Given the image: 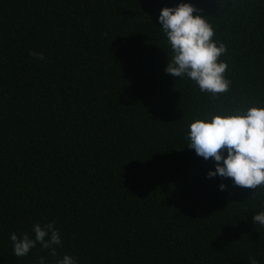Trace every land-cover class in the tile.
<instances>
[{"label": "trees", "instance_id": "16d2710c", "mask_svg": "<svg viewBox=\"0 0 264 264\" xmlns=\"http://www.w3.org/2000/svg\"><path fill=\"white\" fill-rule=\"evenodd\" d=\"M178 2L0 0V264H264V185L205 179L186 139L209 111L264 107V0H183L225 45L215 95L163 71L157 16ZM49 222L56 256L13 255L11 233Z\"/></svg>", "mask_w": 264, "mask_h": 264}, {"label": "clouds", "instance_id": "9594fccd", "mask_svg": "<svg viewBox=\"0 0 264 264\" xmlns=\"http://www.w3.org/2000/svg\"><path fill=\"white\" fill-rule=\"evenodd\" d=\"M201 10L192 4L176 3L162 7L157 16L159 29L169 46L171 58L167 59L163 71L176 78L187 77L200 92L213 95L228 90L230 80L223 74L227 64L218 58L225 53V45L212 39V26ZM195 13V15H194ZM36 59H43L38 53H30ZM187 148L195 155L208 161L212 168L205 173V179L219 177L229 179L232 187L256 189L264 185V107L251 105L247 108L209 111L203 118L194 119L187 125ZM228 185L219 183L218 191H225ZM252 223L264 226V211L252 216ZM33 235L23 233L19 237L11 233L12 253L23 257L37 244L56 256V247L61 244V235L52 222L41 225L34 223ZM37 264H45L40 257ZM55 264H76L65 254ZM249 264H257L250 259Z\"/></svg>", "mask_w": 264, "mask_h": 264}]
</instances>
